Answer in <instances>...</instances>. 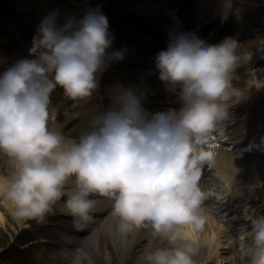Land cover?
Instances as JSON below:
<instances>
[{
	"label": "clouds",
	"instance_id": "1",
	"mask_svg": "<svg viewBox=\"0 0 264 264\" xmlns=\"http://www.w3.org/2000/svg\"><path fill=\"white\" fill-rule=\"evenodd\" d=\"M232 2L223 0L225 18ZM58 16L42 19L29 57L0 72V207L19 224H42L59 203L83 227L104 203L125 236L149 230L138 264H200L185 227L199 232L208 220L200 179L211 153L200 145L244 97L233 79L248 54L232 36L213 43L195 30L174 32L155 67L182 96L181 107L150 113L143 91L116 84L107 107L87 113L77 139L55 122L52 92L62 88L76 104L91 99L127 47L113 48L101 6L63 24ZM244 218L250 227L241 225L240 235L251 238L246 264H264V214Z\"/></svg>",
	"mask_w": 264,
	"mask_h": 264
},
{
	"label": "rangeland",
	"instance_id": "2",
	"mask_svg": "<svg viewBox=\"0 0 264 264\" xmlns=\"http://www.w3.org/2000/svg\"><path fill=\"white\" fill-rule=\"evenodd\" d=\"M39 1L41 0H0V56L8 60V62H2L0 64V72L16 61L15 56H19L11 48L12 42L18 38L17 35L20 34L27 42L31 43L42 19L50 12L57 11L59 13L58 23L63 24L62 20L67 18L66 16L68 18L74 17L79 19L87 10L101 6V10L107 16L109 15L110 30L115 36L113 48L121 49L128 46L125 58L134 59L132 61L134 63L129 64L130 66H119L121 62L123 63V60L121 62H112L107 70L101 74L103 77L99 79L98 94H95L93 98L77 105L72 102H68L67 104L64 102L61 106L57 104L51 107L55 108V113H57V110H62V108L67 109L63 117L64 123L73 124L76 122V119H82L92 109L100 108L103 110L106 108L108 105V93L113 86L120 84L123 86H136L144 93H148L149 96L145 98L144 106L150 113L154 112L157 108H169L164 105L154 106L152 103L156 102L157 100L155 98H159L163 93L170 92L168 90L170 86L164 82H160L159 77L155 76L153 71L148 72L146 69L143 71L139 66L140 63L147 66L149 61H154L156 54L162 50L158 41H155L154 38L147 37L141 30L145 28L149 32H152V34L154 30L164 33L165 25L170 23H165V18L159 17H166V19L179 18L174 4H171L168 0H144L146 4L143 5L140 15L143 21H146L147 24L149 22L150 25L145 26L142 25L143 21L139 25L133 24L134 16L127 13L128 10L134 11L131 0H54V2L51 0H43L46 2L44 7L40 6ZM49 1L52 4H49ZM185 1L188 0H182L181 2L185 3ZM253 1L233 0L232 5L237 6L243 4L248 6L250 10L247 14L249 15L251 13H258V10H262L259 6L253 5L251 3ZM222 2L223 0H218L216 6L223 8ZM111 4L116 6L117 9L110 10ZM121 5L122 7H120ZM42 8L45 11V13L42 11L43 14L40 12ZM136 42L140 45L138 46L140 49L138 52L130 50ZM239 44L241 45V51H249L256 46L257 38L254 37L246 41L242 40ZM243 65L244 62L238 67ZM244 69H247V73L245 76H241V80L244 77H250L251 79L245 82L242 81V85L252 81L264 87V76L257 77L259 70H264V63L256 67L247 65ZM244 69L243 72H245ZM233 81L237 82L235 76ZM104 82L105 85H102ZM52 93L60 94L62 95V101L66 100L62 88L57 87ZM181 98L177 100H181ZM78 116L80 117L77 118ZM56 123L64 124L60 120ZM224 158L226 156H223L221 159ZM260 176L262 181L252 189L253 195L256 194V197L259 196L256 189L262 185L264 188V174L261 173ZM210 178L212 177L208 176L205 181L208 183L206 188L209 187L212 189L215 196H217L215 198L216 202L218 200L223 202V195L229 192L227 182L224 180H216V185H212L209 184ZM202 189L204 188L202 187ZM252 190L247 187L245 192L247 194ZM260 196H264V190ZM244 197L240 194L234 197V200L237 202L243 200ZM216 206L217 203L211 202L207 208H213L214 211H217ZM59 207V203L55 205L48 215L47 222L42 224L36 223L35 221L19 224L8 214L6 209L0 207V213L3 214V220L0 221V264H52L51 261L53 260L63 262L57 264H136L138 262L136 251L125 253V249L128 246L125 247L127 240H122L124 234L121 232L120 234L108 232L109 225L107 222L102 221L96 223L94 230H86L79 236L74 237L70 231L80 227L73 222V218L66 211H62ZM221 210H225V207ZM214 215L212 213L210 216ZM212 222L209 219L208 226ZM186 230L189 231L190 235L194 236L192 237L193 240H212L208 227L207 229L205 227L199 232H192L187 226ZM94 233L95 236L93 235ZM30 239H34V241L26 246L25 242ZM250 242V237L245 238L241 243L239 241L238 253H234V255L231 250L229 252L227 248L221 249V247L215 245L213 249L209 248L208 254L210 258L207 262L204 261L203 264H246V258L243 252L244 248ZM21 243L22 249L21 246L19 247ZM234 249L235 251L237 250L236 247ZM234 256H236L234 258L235 262L232 259ZM199 262L202 264L201 260Z\"/></svg>",
	"mask_w": 264,
	"mask_h": 264
},
{
	"label": "bare ground",
	"instance_id": "3",
	"mask_svg": "<svg viewBox=\"0 0 264 264\" xmlns=\"http://www.w3.org/2000/svg\"><path fill=\"white\" fill-rule=\"evenodd\" d=\"M51 1L54 2V0H51ZM51 1H49V4H52ZM216 1L217 0H196V1H194L195 4H197V3H199V4H197L196 8L192 9V11H194V16H192V17H189L187 15V12H189L191 10H184L182 8L183 4H180V2H179V3H177V6H178V8H180V12L183 16V20L197 21L200 24L199 27L204 28L209 19H210V21L211 20L217 21V23L220 22V24H224L225 22H229L228 21V15L229 14H227V18H225L224 14L222 15L221 13H219L218 10H220V9H218V7L216 6ZM45 3L46 2L43 0L39 1L40 6L44 7ZM131 3L133 4L134 11H136L137 13H140L142 11L143 5L146 4L144 2V0H131ZM213 9H214V11H213ZM42 11L45 13L43 8L40 10V12H42ZM216 11H217V14L214 15ZM43 12H42V14H43ZM66 17L68 18V16H66ZM248 17L249 18H247V19H245L244 16H240L237 18L238 20L236 21V24L239 25L241 34H243L246 31L245 29L249 25L251 26L260 20L259 14L255 15V17L253 16V14H251ZM67 18L63 19L62 22L64 23L67 20ZM240 18H242L243 20ZM182 27H183V24L177 23V20H175V22L173 24L166 25L165 30H164L166 33L165 35L170 39V35L174 32H181ZM214 34L219 35V32L215 31ZM16 41L22 43L24 40L20 37V38H17ZM18 51H20V50H18ZM27 55L28 54H23V51L21 50V55H19V56L14 55V56H15V60H17L20 58L28 57ZM2 62L6 63V62H8V60L6 58L0 56V64ZM148 65L151 67H155V60L154 61L150 60ZM244 71L246 72V69H244ZM245 72H243L241 69L235 70V74H237V75L246 74ZM247 78H250V77H247ZM159 81H160V79H159ZM160 82H162V81H160ZM233 84H234V86H237V82L233 81ZM240 89H242L245 93V95L242 99L249 98L250 100H254V97H259V95L261 94V91L258 90L257 88L254 89V87H247L246 85L242 86ZM168 90L170 92H165L166 95L174 94L172 92L173 89L171 87ZM250 90L254 91L250 94L251 96H253L252 98L246 96V92L250 91ZM255 92H258V93L255 94ZM171 99H172V97H169V98L165 97L162 101H169ZM232 107H234V105ZM205 151L211 153V156L209 158V163L214 161L216 158L214 150L211 147H208ZM232 154H233V152L229 151L227 157L225 158V162H223V163L220 162L219 167L222 169L226 180L231 182V185L235 189H236L237 185L240 188H247L250 185L248 183V181L242 177H237V175H236L237 173H241L242 169L239 171L238 169L233 168V163H236L237 166L238 165H240L241 167L244 166L248 162L247 157L244 154H237V153L233 157ZM248 167H249V163H248ZM260 169H261V173L264 174V171H263L264 163L263 162L260 163ZM234 174H235V176H233ZM211 184L216 185V180L211 182ZM250 188H251V185H250ZM251 190H252V188H251ZM249 198L251 199V197H249ZM229 202H230V200H229ZM59 208L62 211H65V210H63V207L61 204H60ZM100 209L101 210L95 214V218L91 221V224H92L91 230L94 229V227H93L94 224L100 223L103 221V222H107L109 225V228L107 230L108 232L114 233V234H120V231L117 228L116 218H114L113 216L107 217L110 214V207L104 203H101ZM2 220H3V214L0 213V221H2ZM211 221H213V222L211 225H209L208 230L211 233L212 240L206 241L204 239H201V240H198V239L195 240L194 239V241L196 242V247L198 249L197 258L199 260H201L202 264L204 263V261H206V262L208 261V259L210 258V255L208 254V250H209V248L213 249V247L215 245L221 247V249L227 248V251L231 250V252H233V255H234V253H238L234 249L237 240L236 241H235V239L232 240L231 236L229 235V232L226 231L223 228V226L219 222L216 221L215 218L212 217ZM244 224L245 223H238L237 225L241 226ZM185 227H187V226H185ZM190 236L194 237L193 235H190ZM149 239H150L149 230L143 229V228L138 229L134 232H131L128 235H126L125 237H122V240H127L125 243V247L128 246L125 249L126 253L135 249L137 252L136 255H138V257L143 253L145 246L148 243ZM234 258H236V256L232 257V259H234ZM233 261L235 262V259ZM233 261H230V262H233ZM51 263L55 264V263H63V262L59 261V260H53V261H51ZM136 264H138V262Z\"/></svg>",
	"mask_w": 264,
	"mask_h": 264
}]
</instances>
